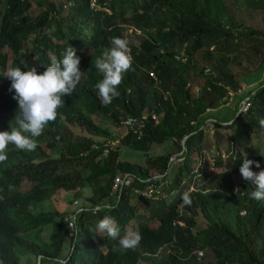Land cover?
I'll use <instances>...</instances> for the list:
<instances>
[{
    "label": "trees",
    "instance_id": "1",
    "mask_svg": "<svg viewBox=\"0 0 264 264\" xmlns=\"http://www.w3.org/2000/svg\"><path fill=\"white\" fill-rule=\"evenodd\" d=\"M32 2L43 7L35 16ZM103 2L0 0V264H21L23 253L25 264H264V184L234 178L264 171V154L229 137L223 170L209 174L192 161L203 154L209 118L224 129L242 120L248 137H264V76L254 79L264 67V28L234 21L221 0ZM243 82H257L247 110L239 103L221 119L207 112ZM143 115L141 131L115 135L113 126ZM166 140L179 156L128 160ZM148 163L162 174L156 184L167 181L161 191L178 190L171 201L133 193L154 175ZM125 173L137 178L115 200L114 178ZM59 190L72 194L68 209H42ZM106 199L109 207L91 211ZM74 201L86 210L70 238L64 218ZM197 214L207 222L198 229Z\"/></svg>",
    "mask_w": 264,
    "mask_h": 264
},
{
    "label": "rangeland",
    "instance_id": "2",
    "mask_svg": "<svg viewBox=\"0 0 264 264\" xmlns=\"http://www.w3.org/2000/svg\"><path fill=\"white\" fill-rule=\"evenodd\" d=\"M222 4L226 8V12L230 14V16L234 19V21L243 23V24H254L258 27L264 28V0H221ZM43 7H38L36 3L32 2V9H31V15L35 16L37 13H39L42 10ZM226 15V14H225ZM128 32L131 31V28L128 27ZM122 47V45L120 46ZM9 55L11 56V53L9 52ZM259 72V71H258ZM8 75L9 71L7 72ZM264 76V67H262V70L258 74V78H254L255 81L259 82L261 81V77ZM249 79H247L248 81ZM245 81V79H244ZM257 82H254L250 84L249 86L243 82V87L240 92H237L236 94H232L230 96V99H228L225 105H222L218 109H211L207 112H210L212 115L217 116L218 118H222L225 115L231 116L234 113V108L236 105H238L246 96V93L250 89H255L257 87ZM108 125V123H107ZM229 125V124H227ZM74 133L76 135L84 134L85 132L79 128L73 127ZM113 131L115 135H118L119 137L124 135L126 133L125 129H122L120 127H114ZM246 132L248 133L247 129L243 126L242 120L236 122L235 126L230 127L228 129H224L222 127H212L210 126L208 129L205 130V138L203 142V154L202 156L193 154L194 159L193 165L198 167L199 169L203 170L204 172H207L209 174L215 173L217 171H221L225 168V160L227 156V148L229 145L228 138L232 137V146L236 145L240 148L246 147V146H252L259 152L260 154H264V137H261L262 135L259 134L256 131H252L250 133L249 137L247 136ZM118 142V140H117ZM147 153H140L138 151L131 152L132 155L128 158L131 162H137L141 164L142 166H147V160H152L157 155H170L172 154V157L179 156L178 152V145L172 141V140H166L162 144H152L148 147ZM140 154V155H135ZM142 154V155H141ZM134 155V156H133ZM218 159H221V162L219 165H217ZM177 162V161H176ZM178 164L175 163V167H177ZM148 167L150 168V174H157L156 167L152 166L150 163H148ZM236 182H242V181H253L255 183H261L264 184V171L262 170H249L245 174H239L234 176ZM163 186H165V182ZM171 184V183H170ZM88 189L84 190V193L88 194L90 193V188L87 186ZM165 193V199L167 202L171 201L176 194L178 193V190L176 188H173L170 193L166 194V191L159 192L158 195H163ZM72 194L70 192H64L63 190H59L55 193V195L48 201L43 202L41 204L42 209H48L51 207H54L58 211H63L68 209L67 200H72ZM79 201V200H78ZM80 202V201H79ZM140 212L146 213L147 208L143 207L141 208ZM207 224L206 220L201 216V214L196 215V229L202 228ZM113 228V223H109L105 226L99 225L97 228V237H102L104 233L110 232ZM135 232V222L128 228V232L125 235V238H128L131 234ZM42 235H46L45 231L41 233ZM28 237L35 238L36 232H30L27 234ZM39 242L38 240H36ZM64 252L68 253L69 248L68 246L64 247ZM26 256L21 254L20 256V263L25 264L26 262ZM205 261L213 260L212 255L208 251H204L203 256H201ZM34 264H39V261L34 260ZM47 264H55L54 262L47 263ZM141 264H153L151 261L146 260L142 261Z\"/></svg>",
    "mask_w": 264,
    "mask_h": 264
},
{
    "label": "built area",
    "instance_id": "3",
    "mask_svg": "<svg viewBox=\"0 0 264 264\" xmlns=\"http://www.w3.org/2000/svg\"><path fill=\"white\" fill-rule=\"evenodd\" d=\"M107 1H109V0H104L103 4L105 5L107 3ZM91 5L97 6V0H91ZM121 45H122V50H123L122 56L125 59L128 58L130 60V57L128 56L129 53H128L127 45L125 43H123ZM249 106H250V101H249L248 97L246 96L240 102V111L247 110ZM206 110L208 111L209 108H207ZM153 117H155V116H153ZM144 119H145L144 115L139 119H137L135 117H127L117 127L125 129L126 131L129 128H132L134 131H141V128L144 127ZM207 122H209L210 126H212V127L215 124H219V125L222 124L221 122L217 121L214 118L207 119ZM116 142H117V140H112V141H108L107 143H105L104 154H106L108 152L107 146H112ZM182 160H183V157L180 156V157H178L177 162H181ZM135 178H137V177L134 175L128 174V173H125L122 175H117L114 178V183L112 185L111 192L109 193V195L111 197H113L115 200H118L121 196V192H122L123 188L130 186L131 183L135 181L134 180ZM161 178H162V174L157 173L156 175L154 174L151 179H147L146 181L139 179V182L144 183V186L142 188H139V187L135 188L133 190V193H135L137 195L144 196L146 198H152V194L154 192H157L158 194H159V192H161V189L163 188L162 185H164V183H162V182H165V184L167 183L166 180L161 181L159 184H156L154 182L155 180H160ZM109 201L110 200H108V199L104 200L101 204L95 205L91 211L96 212L97 210L101 209L104 206L109 207V203H108ZM113 204H114V202H113ZM85 210H86V208L81 203H79L78 201H74V203L72 205V210L68 214H66L64 221L70 230V232H69L70 238L76 234L75 227H76L78 214H80L81 212H83ZM241 213L243 214V211ZM196 254L199 257H201L203 255V252H202V250H198L196 252Z\"/></svg>",
    "mask_w": 264,
    "mask_h": 264
}]
</instances>
